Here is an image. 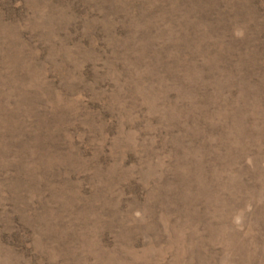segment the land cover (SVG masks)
<instances>
[{
    "label": "rangeland",
    "instance_id": "374dc122",
    "mask_svg": "<svg viewBox=\"0 0 264 264\" xmlns=\"http://www.w3.org/2000/svg\"><path fill=\"white\" fill-rule=\"evenodd\" d=\"M0 264H264V0H0Z\"/></svg>",
    "mask_w": 264,
    "mask_h": 264
}]
</instances>
